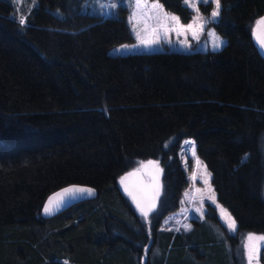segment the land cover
<instances>
[{
  "label": "trees",
  "instance_id": "obj_1",
  "mask_svg": "<svg viewBox=\"0 0 264 264\" xmlns=\"http://www.w3.org/2000/svg\"><path fill=\"white\" fill-rule=\"evenodd\" d=\"M86 1L39 0L21 24L0 0V264H248V236H264V58L253 37L264 0H220V50L122 55L109 50L134 40L128 10L105 17L83 12ZM159 1L191 20L184 0ZM186 137L235 234L210 203L190 231L162 228L188 185ZM147 161L163 192L144 217L118 181ZM71 184L96 197L43 217Z\"/></svg>",
  "mask_w": 264,
  "mask_h": 264
},
{
  "label": "rangeland",
  "instance_id": "obj_2",
  "mask_svg": "<svg viewBox=\"0 0 264 264\" xmlns=\"http://www.w3.org/2000/svg\"><path fill=\"white\" fill-rule=\"evenodd\" d=\"M14 6L12 12L13 17H23L25 19L24 12L30 11L32 8L39 5V0H8ZM143 7L137 8V0H87L83 4V12L97 14L101 16H120L122 8L128 10V22L134 40L114 46L109 50L112 55H122L129 53L139 52H206L217 51L214 50L215 38H219L223 41V45L226 44V39L218 33L215 28V23L219 20V16L212 17L211 13L215 10L214 0H207V2H201L198 4L199 13L187 3H184L192 12V18L189 22H183L180 17L168 11L162 2L159 0H141ZM153 4H159L161 8H152ZM211 7L208 8V5ZM221 4V3H220ZM115 5V6H113ZM167 14V16H165ZM197 15L203 19L200 23L203 24V30L200 31L196 25L197 38H194L192 31H186L185 28H181L179 25L187 26L193 24ZM136 19L133 20L132 17ZM175 16L179 18V25L170 19ZM135 25V26H134ZM167 29V31H166ZM139 33V35H137ZM214 34V35H213ZM141 38L145 40H153L154 43L150 45L141 44ZM127 46V47H124ZM186 141H194L192 138H183L179 150V157L181 164L186 171L188 185L185 187L178 209L167 214L162 222L163 229L174 230L177 232L190 231L193 227V219L206 220L207 204L210 203L218 210V216L221 223L227 228L229 233L235 234L237 231V223L235 231L228 227V222L225 216L222 215L221 209H224L227 213H231L223 206L217 199L216 191L212 183V174L208 170L205 162L197 155L195 147V155L192 154L191 144H186ZM199 161V163H198ZM210 173V177L207 175ZM208 183H205V180ZM209 185L211 188L209 189ZM214 194L215 202L209 199ZM197 209L201 211L198 212ZM201 212L203 215H201ZM234 219V217L231 215ZM235 220V219H234ZM236 222V221H235ZM185 225H190V230L185 229ZM253 244L258 246V258L253 259L252 264H259V257H264V243L263 241H252Z\"/></svg>",
  "mask_w": 264,
  "mask_h": 264
},
{
  "label": "water",
  "instance_id": "obj_3",
  "mask_svg": "<svg viewBox=\"0 0 264 264\" xmlns=\"http://www.w3.org/2000/svg\"><path fill=\"white\" fill-rule=\"evenodd\" d=\"M262 18H264V15L261 16L255 23L253 28V37L255 40V43L259 49L260 54L264 58V48L261 47L259 40L257 39V36H261V38H264V26H261L259 31L257 30V22L260 21ZM149 161L145 162L142 165L148 164ZM139 167L135 170H132L125 175H123L119 181L118 186L122 190L123 193L127 194L133 205L135 206L136 210L140 212V210L137 208V201H139L142 205L145 207L152 202L153 197H156L157 192V184H159V195L155 199V208L149 212L148 215L154 213L159 206V199L163 192V182L161 177V172H158L157 169L154 166L149 165L148 167ZM127 177L126 180H124V183H121V180L123 178ZM69 188H88L93 190V194H89L87 192L84 193H64L62 202L57 203L54 202L52 205L53 211L51 214H45L44 213V207L47 206L48 201L52 197H56L57 201L61 200V197L58 194H61L64 192L65 189ZM127 189V190H126ZM96 197L95 189L92 186L85 185V184H71L66 187H63L47 198L44 207H43V217L45 218H52L54 216H57L71 207L75 206L76 204H79L83 201L91 200ZM133 197L136 199L134 200ZM141 213V212H140Z\"/></svg>",
  "mask_w": 264,
  "mask_h": 264
},
{
  "label": "snow or ice",
  "instance_id": "obj_4",
  "mask_svg": "<svg viewBox=\"0 0 264 264\" xmlns=\"http://www.w3.org/2000/svg\"><path fill=\"white\" fill-rule=\"evenodd\" d=\"M33 2H34V0H33ZM200 2H201V0H185V3H187L193 9H195L197 11V13H199L198 4ZM203 2L206 3L207 0H203ZM214 2H215V10L211 13V15H212V17H217V16L220 15L221 4H220V0H214ZM113 6H115V5H113ZM143 6L144 5L141 3V0H137L136 7L140 8V7H143ZM151 7L152 8H161L162 9V6H160L159 4H153ZM165 16H167V14H165ZM132 19L135 20L136 17L133 16ZM170 19L175 21L179 25V18L178 17L172 16V17H170ZM202 19L203 18L201 16L197 15V17L194 20L193 24H189L186 27L183 26V25H179V26L181 28H185L186 31H192L194 38L198 39V36L196 34V30L194 29V25H196L198 27V29L200 31H202L203 30V24L200 23V21ZM19 23L24 24L25 23V19L23 17H21ZM261 26H264V18H262L260 21L257 22V30L258 31H259ZM166 31H167V29H166ZM137 35H139V33H137ZM257 39L259 40L261 47L264 48V38H261V36L258 35ZM140 42H141V44L150 45V44L154 43L155 41H153V40H145V39L141 38ZM223 43L224 42L221 41L218 37L215 38L214 50H219V48L223 45ZM124 47H127V46H124ZM185 143L192 145L191 151H192V154L195 155V142L194 141H186ZM198 163H199V161H198ZM149 165L154 166L157 169L158 172H162V169L159 168V164L156 161H149L148 164L142 165V167H148ZM207 175L210 177V173L207 174ZM126 179H127V177L123 178L121 180V183H124V180H126ZM205 183L206 184L208 183L207 179L205 180ZM159 188H160V186H159V184H157L156 197H158V195H159ZM210 188H211V186L209 185V189ZM77 192H79V193L87 192L90 195L93 194V190L92 189H88V188H69V189H65L63 193L58 194L61 197L60 201H57L56 197H52V198L49 199L47 206L44 207V213L45 214H51L52 211H53V208H52L53 203L54 202H57V203L62 202V198H63L64 193H77ZM156 197H153L152 202L150 204H148L146 207L144 205H142L139 201H137V205L136 206L140 210L141 214L144 217H147L149 212L152 211L155 208V199H156ZM133 199L135 200L136 198L133 197ZM209 199H212L213 202H215L214 194L212 196H210ZM197 211L200 212L201 210L197 209ZM221 213H222L223 216L226 217L227 222H228V227L231 230L235 231V229H236L235 220L224 209H221ZM201 215H203L202 212H201ZM184 227H185L186 230H190V225H185ZM261 240H264V236H259V237L254 236V235H249L248 236V241H249V244L247 246L248 247V264H252L253 259H257L258 258V251H259L258 246L253 244L252 241H261Z\"/></svg>",
  "mask_w": 264,
  "mask_h": 264
}]
</instances>
